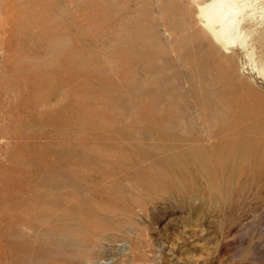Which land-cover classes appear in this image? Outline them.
I'll list each match as a JSON object with an SVG mask.
<instances>
[{
	"label": "rangeland",
	"instance_id": "obj_1",
	"mask_svg": "<svg viewBox=\"0 0 264 264\" xmlns=\"http://www.w3.org/2000/svg\"><path fill=\"white\" fill-rule=\"evenodd\" d=\"M192 4L0 0V264H264V83Z\"/></svg>",
	"mask_w": 264,
	"mask_h": 264
},
{
	"label": "bare ground",
	"instance_id": "obj_2",
	"mask_svg": "<svg viewBox=\"0 0 264 264\" xmlns=\"http://www.w3.org/2000/svg\"><path fill=\"white\" fill-rule=\"evenodd\" d=\"M256 0H192L194 18L213 48L224 54L239 49L247 59L248 69L264 83V64L246 43L245 28L254 23Z\"/></svg>",
	"mask_w": 264,
	"mask_h": 264
}]
</instances>
